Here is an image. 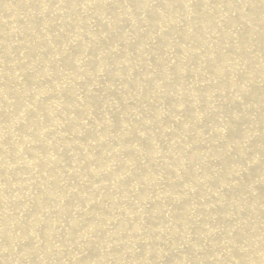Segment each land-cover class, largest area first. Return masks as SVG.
Listing matches in <instances>:
<instances>
[{
	"label": "bare ground",
	"instance_id": "obj_1",
	"mask_svg": "<svg viewBox=\"0 0 264 264\" xmlns=\"http://www.w3.org/2000/svg\"><path fill=\"white\" fill-rule=\"evenodd\" d=\"M0 264H264V0H0Z\"/></svg>",
	"mask_w": 264,
	"mask_h": 264
}]
</instances>
